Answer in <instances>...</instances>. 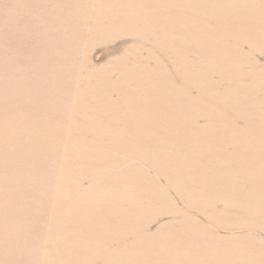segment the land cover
I'll return each instance as SVG.
<instances>
[{
	"label": "bare ground",
	"instance_id": "obj_1",
	"mask_svg": "<svg viewBox=\"0 0 264 264\" xmlns=\"http://www.w3.org/2000/svg\"><path fill=\"white\" fill-rule=\"evenodd\" d=\"M113 2L117 0L60 1L52 11V31L59 39L57 50L32 51L48 58L55 55L54 68L65 84H72L76 71L80 80L86 77L78 69L84 70V61L77 60L86 40L65 32L73 11L87 9L78 18L88 38L90 28L131 36L127 46L131 43L139 58L127 68L129 87H116L112 77L116 69L112 68L108 78L89 89H99L102 98L114 97L115 104L127 110L113 114L117 120L98 125L105 128H93L102 132L101 153L124 156L103 161L110 164L108 176H144L154 184L164 181L167 192L173 188L181 198L185 224L195 223L201 213L213 211L215 222L223 226L261 227L254 222L264 224V93L261 91L263 97L258 100L255 96L259 89L255 86L264 82V64L260 67L254 55L255 49L264 47V0H139V6L123 5L125 19L121 22L104 15ZM185 5L182 14L196 11L194 16L200 19L183 17L181 24L174 8ZM138 9L142 10L134 15ZM152 17H158L157 22L167 26L168 31L152 32ZM23 26L22 21L20 27ZM247 45L249 50L245 49ZM68 59L73 60L77 70L73 65L70 69L58 63ZM246 67L249 69L243 72ZM49 91L52 101L63 95L55 86ZM69 100L70 105H61L65 111L74 104L73 97ZM31 129L27 134L30 145L43 143L42 132ZM57 145H63V153H68L74 142L63 136L58 144L51 140L50 146ZM51 164L55 169L50 183L52 197L65 196L59 193V186L71 185L74 190V169L81 164L77 160H51ZM91 170H99L98 165ZM135 181L138 180L120 178L117 183L123 189ZM137 188L143 191L129 212H142L148 206L146 187L140 184ZM61 203L65 202L54 198V205ZM53 211L50 208L49 212ZM246 217L249 224L241 225ZM118 218L123 225L135 220L130 213L126 220ZM100 224L98 221L92 226L95 237L120 235L119 231L100 232ZM110 250L106 244L93 252ZM54 252L51 242L32 250L44 258ZM67 253L74 264H101L96 259H74L71 248Z\"/></svg>",
	"mask_w": 264,
	"mask_h": 264
},
{
	"label": "rangeland",
	"instance_id": "obj_2",
	"mask_svg": "<svg viewBox=\"0 0 264 264\" xmlns=\"http://www.w3.org/2000/svg\"><path fill=\"white\" fill-rule=\"evenodd\" d=\"M60 1L69 0H0V264H74L67 253L69 248L74 249V259H96L101 264H264L263 223L254 222L261 227L229 228L215 222L210 211L201 213L199 221L185 224L181 198L172 187L168 193L164 181L154 184L144 176H108L110 164L103 161L124 156L101 153L102 132L93 128H105L98 125L117 120L113 114L127 110L120 109L114 97L102 98L99 89H89L108 78L112 68L116 69L112 73L116 87H129L127 68L139 54L131 49V43L127 46L131 36L119 31L103 33L90 28L88 38L78 18L87 9L73 11L65 32L86 40L77 58L84 61V70L78 69L86 77L80 80L76 71V81L65 84L54 68L55 55L48 58L32 53L37 48L57 50L59 39L53 35L52 11ZM138 2L117 0L104 15L121 22L125 19L123 5H141ZM185 7L174 8L181 24L183 17L200 19L194 16L196 11L182 14ZM157 18L149 20L152 32H167L168 27ZM22 21L24 26L20 27ZM254 58L263 67L264 47L255 49ZM58 63L77 70L71 59ZM51 86L64 96L52 101L48 96ZM262 86L264 82L255 86L258 100L263 97ZM69 97L74 98V104L65 111L61 105H70ZM20 120L26 123L19 124ZM28 128L40 130L44 142L30 145ZM63 136L74 142L68 153H63V145L50 146L52 139L58 144ZM51 160H77L81 164L74 169V190L71 185L59 186V193L65 196L52 197L50 183L55 169ZM97 165L99 170L92 172L91 167ZM120 178L138 181L122 189L117 183ZM140 184L147 189L148 206L142 212H129L142 194V188H137ZM57 197L65 203L54 205ZM50 208H54L52 213ZM129 213L135 220L121 224L118 216L126 220ZM246 219L241 225L249 224ZM98 221L100 232L119 231L120 235L95 237L92 226ZM47 242L55 245L52 255L44 258L32 253ZM106 244L111 248L108 253L93 252Z\"/></svg>",
	"mask_w": 264,
	"mask_h": 264
}]
</instances>
